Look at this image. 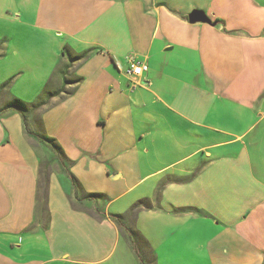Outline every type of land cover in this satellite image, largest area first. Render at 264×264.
<instances>
[{
    "label": "crops",
    "instance_id": "obj_1",
    "mask_svg": "<svg viewBox=\"0 0 264 264\" xmlns=\"http://www.w3.org/2000/svg\"><path fill=\"white\" fill-rule=\"evenodd\" d=\"M0 87V264H264V0H0Z\"/></svg>",
    "mask_w": 264,
    "mask_h": 264
},
{
    "label": "trees",
    "instance_id": "obj_2",
    "mask_svg": "<svg viewBox=\"0 0 264 264\" xmlns=\"http://www.w3.org/2000/svg\"><path fill=\"white\" fill-rule=\"evenodd\" d=\"M88 58V54H85V55H83V56H81V57H79L78 59H76L75 61H85L86 59ZM66 79V78H65ZM77 83H79V80L78 81H75V82H73V83H68V82H65V85H64V87L62 88V90L60 91V92H58L56 95L58 96V95H60V94H62V93H65V94H67V90H65L66 88V86L68 85V84H77ZM8 83L7 84H4L3 86H2V88H7L8 87ZM48 105V101L47 102H40L39 104H37V105H33V106H30V107H28V106H26L23 102H21V101H15L14 103H12L10 106H7V107H5V108H3L1 111H0V118H1V115L2 114H4L5 112H7V111H9V110H14V111H16V112H18L20 115H21V117H22V119H23V122H24V124H25V129H26V131H27V134L29 135V136H32L33 138H35L36 140H38V141H41L42 143H44V144H46V145H48V146H50L52 149H54V150H59L60 148L54 143V142H51L50 140H48V139H46V138H43V137H41V136H39V134H35V133H33V132H31L29 129H28V125H27V123H28V118H29V114L31 113V112H33L34 110H39V109H41V108H43V107H46ZM71 180H72V182H73V184L76 186V185H78L77 184V182H76V180L75 179H73V178H71ZM135 209H137V207H135ZM113 219H114V221L123 229V230H125V232L128 234V236H129V238H130V240L132 241V243H133V245L135 246V249H136V251H139L140 249H139V246H138V244L140 243V240H139V238H137V236L133 233V232H131L130 230H128V228H127V226L125 225V223H124V221H123V219L121 218V217H112ZM140 253V252H139ZM141 254V253H140Z\"/></svg>",
    "mask_w": 264,
    "mask_h": 264
},
{
    "label": "built area",
    "instance_id": "obj_3",
    "mask_svg": "<svg viewBox=\"0 0 264 264\" xmlns=\"http://www.w3.org/2000/svg\"><path fill=\"white\" fill-rule=\"evenodd\" d=\"M126 60L128 65L126 74L132 81L140 79L149 70L147 63L143 61L137 60L133 57H129Z\"/></svg>",
    "mask_w": 264,
    "mask_h": 264
},
{
    "label": "water",
    "instance_id": "obj_4",
    "mask_svg": "<svg viewBox=\"0 0 264 264\" xmlns=\"http://www.w3.org/2000/svg\"><path fill=\"white\" fill-rule=\"evenodd\" d=\"M190 23L205 22L211 24V21L205 17L203 12L195 11L189 16Z\"/></svg>",
    "mask_w": 264,
    "mask_h": 264
},
{
    "label": "rangeland",
    "instance_id": "obj_5",
    "mask_svg": "<svg viewBox=\"0 0 264 264\" xmlns=\"http://www.w3.org/2000/svg\"><path fill=\"white\" fill-rule=\"evenodd\" d=\"M0 89H2L1 87H0ZM7 90V89H6ZM3 93H6V91H2L1 92V94H3ZM32 113H34V115H36L35 117H36V124H37V126L39 127V110H34ZM138 246H139V251L138 252H140L141 253V255L143 256V252H144V247H145V245H144V243H142V242H140L139 244H138ZM144 257V256H143ZM145 258V257H144Z\"/></svg>",
    "mask_w": 264,
    "mask_h": 264
}]
</instances>
